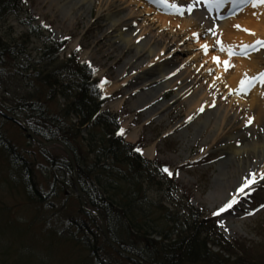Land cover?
Listing matches in <instances>:
<instances>
[{
	"label": "rangeland",
	"instance_id": "rangeland-1",
	"mask_svg": "<svg viewBox=\"0 0 264 264\" xmlns=\"http://www.w3.org/2000/svg\"><path fill=\"white\" fill-rule=\"evenodd\" d=\"M51 1L28 0L29 12L28 14L25 13L27 17L20 18L14 15L9 17L3 24V27H1L3 35L9 41H17L18 50L22 51L20 56L10 61H21L20 63H22V61H26L27 56H30V59L38 58L39 56L41 58L43 54L35 57L37 55L36 49L43 47L51 36L54 40L68 38L69 41L66 43V50L61 54L62 60L60 59L58 62H56L57 60L52 61V54L48 60L50 63L45 61V63L39 65L42 73L46 72V70H50L51 73L52 69H57L62 73L68 68L59 67L64 62L63 60H67L69 55L76 56L79 60L78 62H83L81 60L82 52H89L88 58L91 59V64L95 66L94 74L97 77L96 79L100 80L102 77H106L108 80V83L103 85L102 91L105 94L110 92L112 95L99 110L103 112L110 110L119 117L121 127L126 131V141L132 146L135 144V146H139L143 150L141 155L144 158L148 161H157L173 172L175 177L172 181L177 182L174 195L180 198L185 194V197L189 199L182 200L183 205L179 208L182 214H185V217H188L186 213L187 204H191L195 209H198L199 213L206 216V220L217 216L213 215V213L228 202L229 197H234L231 195L236 188V186H233L227 189L226 192L230 195H228L229 197L226 200H222V197L219 199L217 196L213 197V199L210 197L215 191L216 193H218L217 190L220 191L219 188L222 184L217 177L220 173L219 162L226 158V156H222L226 153L218 149L221 146L223 147V142L232 135L237 136L230 140L231 144L236 143L237 145L242 142L246 138V133H243L246 127L240 123L228 124L223 134H219V139L215 141L216 143L213 144L211 149L209 144L212 139L208 138V135L215 122L214 117L211 118L210 126L202 133V136L193 140V126L200 123L196 121L199 119V115H195L191 119L188 118V106L185 104V100H180L175 104L171 103L170 109L166 110V115L160 114V117L147 119L148 111L146 110L150 108V105L146 108H140L138 107L139 105H135L139 93L137 92L138 89L137 91L135 89L141 83L143 76L138 75L136 77L137 73L132 70V66L126 65L124 77L121 79H127L128 82L126 84L123 83L122 87L114 90V82L118 76L117 71L124 65V60L117 59L120 41L113 30L107 29V23L110 22L107 16L120 14L122 5L118 1L94 0L89 16L82 13L76 17L77 20L74 26L68 27L66 26V23H68L67 17L69 14L77 15L78 12H81L82 5L77 3V5L81 6L72 8L71 4H65L64 8L66 12L68 11V14L65 13V15L64 12H59L57 5L53 3L52 6ZM179 1L185 2L186 0ZM193 1L196 2V0H188V2ZM165 4L169 9H173V6H171L173 5L172 0H170V4L167 1ZM144 6V8L152 10L150 16L162 17L165 15H160L161 11L150 4L145 3ZM261 7L262 5L260 4L253 7L251 13L258 11ZM177 13L172 12L171 14H166L165 17L172 18L174 22L186 19L181 15L182 13ZM254 15H252V18ZM30 17L35 20L36 25L42 26L37 35L33 34L34 31L31 27H27L23 23L24 20H29L32 23ZM44 25H48V27ZM200 26L201 28L195 27L194 30L195 33L199 32V39L195 43L197 45L207 41L212 43V45L208 44L210 54L204 56L208 58L209 56H218L220 60L223 59L224 51H220V46L216 41L217 39L221 40L225 48L231 46L224 40V34L221 35L220 31L218 33L214 31L216 35L209 38V33L211 32L202 28L204 27L203 24H200ZM229 27L233 31L236 30L232 24ZM194 32H188L187 34L193 35ZM262 39L259 36L250 42L244 40L239 44L232 45V47L241 49L243 45H251L255 41ZM73 44H77L80 48L76 55H73L76 47L74 50L71 48ZM259 52L263 53L258 61L259 70H261L264 67V49ZM212 57L210 61L214 65L215 62ZM166 60L163 63H167L168 61ZM35 61L37 60L35 59ZM233 64L234 66L236 65L235 63ZM67 65L72 67L73 64ZM231 68L230 73H233ZM6 69L7 74L0 79L1 108H4L3 110L8 113L11 111L10 115L23 121L27 127L42 130L46 134V138L40 135L41 138L38 137L39 143L36 146L33 144L34 141L32 142L26 136L27 132L22 127L23 125L21 126L19 122L14 120L13 123L11 121L8 122L9 120L4 119L0 114V181H3V185L0 187L2 192H0V264H93V262L90 263L92 261L91 249L81 240V234L75 236L70 233L74 232L71 220L76 221L82 216L76 189L81 191L85 202L92 201L93 198L89 197V195L85 197L80 183L82 180L80 173L76 170L77 175L73 181L72 174L68 172L67 168L61 166V164L66 165L65 161H61L63 157H66L65 153L56 149L54 144H42V141L59 140L73 143L79 150L78 156L85 157L88 155V147H86V142L81 140L83 135L87 137V144L104 138L108 144L112 139V135H110L107 128L102 129V134L94 127H91L90 134L77 130V125L81 122V118L74 112H72L71 119L63 118L68 121L66 122L69 124L68 129L63 123L64 120H56L58 115L54 114V110H49V106L46 103L48 92L43 90L41 83L31 79L22 81L18 76L20 74L19 71H16V69L12 70L8 66ZM75 69L76 67L73 66V70ZM22 71L27 73V75L34 74L33 72L30 73V70L26 71L23 68ZM256 73L248 75L255 76ZM30 81L34 82L30 84ZM54 82L56 91L59 93L61 91L62 94L64 92L70 94L69 89L73 90L75 84L79 86L86 84L75 76H70V79L55 78ZM177 87L166 90L165 94L160 96L157 101L159 103L171 101L177 93ZM41 89L43 94L39 93ZM77 91L79 90L77 89ZM71 95L72 100H77L78 94L75 90L72 91ZM35 97L36 99L33 100ZM60 101L63 102V99L61 98ZM117 102L120 103L118 107L115 105ZM32 105L34 106L32 107ZM58 106L54 104L51 108L57 109ZM34 108H37V110L31 111ZM75 123L74 129L72 124ZM134 130H137L138 134L137 139L133 141L129 136ZM182 130L189 132L185 136L188 137V141L181 134ZM205 137L206 143H202ZM106 147L109 149L110 145L108 144ZM97 148L98 151L96 153L102 155L100 146H97ZM208 148L212 151L205 156L208 153ZM151 149L153 150L152 157L149 155L152 153ZM148 151H150L149 154ZM54 155L57 156V167L51 165ZM94 157L98 156L94 155ZM89 160L88 162H90ZM28 163L31 165L30 171L26 170ZM177 172L179 175L175 174ZM126 175L127 177L125 178L127 180H134L135 178L132 173ZM236 176L238 177V175ZM237 177L234 179H237ZM109 179L112 178L110 177ZM160 180L161 182L158 179L146 177L141 182L138 180L137 182L140 187L146 188L150 192L154 207L162 199L164 200V206L173 211L174 207L171 202H167L168 197L165 193L167 191H163L165 189L169 191L170 186L174 183H168V179L163 175H161ZM242 199H247V201ZM242 201L244 202L243 206H240V209H236L238 207L237 204ZM111 203L113 206L115 205L113 201ZM261 205H264V184L260 185L256 192L251 193L246 198L243 196L237 200L231 208L220 213L221 218L218 219L223 224L222 229L225 236L234 240V243L238 242L241 247L246 249V251L241 249L239 253L242 256V260L249 258V260L246 259V264L250 260L256 264H262V262L264 264V208H261ZM85 206L87 207V205ZM109 209L116 213L118 206L115 205V209L112 207ZM149 210H151L152 215L145 222L151 220V225L155 224L158 227L156 229L162 231L163 226H160L162 213L154 209L153 206ZM247 213L252 214L248 215ZM105 218L106 222L104 224L106 229L109 230V226L106 224L108 219L107 217ZM181 219H184V217H181ZM94 223L100 224V221L97 219ZM182 225L183 222H180L179 226ZM209 225L211 224L207 223L204 227L208 228ZM62 229H65L66 232H61ZM118 233H121L120 229ZM70 236H72L71 239L69 238ZM116 238L119 243L126 245L129 251L134 252L131 254L138 255L136 252H142L143 255L149 258V261H147L149 264H170L172 262L167 256H162L160 253L159 256L155 255L157 251L151 252L152 250L150 249V254L143 251L146 249L147 240L151 241L150 236L137 240L136 242H143L136 246H132V242H135L133 238H139L135 235L131 236L129 240L126 237ZM99 240L101 242L100 245L105 250L107 249L106 253L117 258L118 254L111 252L105 240L103 238H99ZM156 240L159 241L160 238ZM215 250L219 249L215 248ZM118 260L117 264H131L122 258Z\"/></svg>",
	"mask_w": 264,
	"mask_h": 264
},
{
	"label": "bare ground",
	"instance_id": "bare-ground-1",
	"mask_svg": "<svg viewBox=\"0 0 264 264\" xmlns=\"http://www.w3.org/2000/svg\"><path fill=\"white\" fill-rule=\"evenodd\" d=\"M104 1H118L122 5L120 14L107 16L110 21L107 23V29L113 30L120 41L117 59L124 60V65L117 71L118 76L114 82V90L128 82L127 79H121L124 77L126 65L132 66V70L137 73L136 77L143 76L141 83L135 89V91L138 89L137 92H139L135 105H139L140 108L150 105V108L146 110L148 111L147 119L160 117V114L166 115V110L170 109L171 103L175 104L180 100H185V104L188 106V118L199 115V119L196 121L200 123L193 126V140L202 136V133L210 126L211 118L214 117L215 122L208 135V138L212 139L209 144L211 149L216 143L215 141L219 139V134H223L228 124L240 123L246 126L248 117H254L252 123L247 124L250 127L246 131L247 136L242 144H231L230 140L237 136L232 135L223 142V147L218 149L226 153V158L219 162L220 173L217 177L222 184L219 188L220 191L217 190L218 193L215 191L210 197L213 199L217 196L219 199L222 197V200H226L230 195L226 191L233 186H236L235 195L232 197L235 200L254 190L255 186L260 184L263 179L260 177V173L264 172V93L259 85L253 88L249 96L239 97L236 95L238 92L232 90L241 86L239 81L245 72L248 74L258 72L260 68L258 61L262 54L258 53L242 58L240 52L238 55L241 58H233L229 57L225 50L221 62L227 59L230 60V63L236 64L231 68L233 73H230V68L225 71L222 63L215 62L212 65L213 63L210 61L212 56L208 58L203 55L205 52L201 45H212V43L208 41L197 45L195 40L199 38L187 34L194 32L195 27L201 28L200 24H203L202 28L207 31L209 28L212 29L210 22H206L209 19L206 20L205 15H202L201 12H195L188 15L185 20L174 22L169 17L150 16L152 10L144 8L145 0ZM93 2L94 0H52L51 5L53 6V3L57 5L59 12H64V14L68 12L64 8L65 4H71L72 8L82 5L81 12H78L77 15L69 14L67 17L66 26L72 27L76 23V17L82 13L89 16ZM77 3L81 5H77ZM253 7L255 6L252 4L234 21L219 25L217 30L221 35L224 34L227 44L232 46L244 40L250 42L259 36L264 38V6L251 13ZM253 14L255 15L252 18ZM230 24L232 26L239 24L244 29H250L251 32L233 31L229 27ZM75 47L77 48L78 45L71 46L73 50ZM207 54L209 55L210 51ZM88 55H90L89 52L83 51L81 60L83 62L91 61ZM164 60L168 62L163 63ZM120 81L122 82L118 83ZM174 87H177V93L171 101L162 103L157 101L166 90ZM118 104L120 103L117 102L115 105L118 107ZM201 108L203 111L200 110ZM137 134V130H134L129 138L134 141L137 139ZM181 134L188 141V137L185 136L189 132L182 130ZM204 142L206 143V137L202 143ZM207 150L210 151L209 148ZM151 152L148 151V154L150 153L149 155L152 157V149ZM250 173H256L255 183L245 188L244 192L238 191L244 178ZM235 177L237 179H234ZM232 198L229 197V200Z\"/></svg>",
	"mask_w": 264,
	"mask_h": 264
},
{
	"label": "trees",
	"instance_id": "trees-1",
	"mask_svg": "<svg viewBox=\"0 0 264 264\" xmlns=\"http://www.w3.org/2000/svg\"><path fill=\"white\" fill-rule=\"evenodd\" d=\"M20 5L21 0H0V21L7 13L17 10ZM10 48V46H7L2 42L0 37V63L8 58V56H12L14 52ZM54 54H57L56 49H54ZM70 70L71 72L73 71L72 69ZM75 75L82 78L86 84L84 86L75 84V88L73 90L71 88L69 89L70 96H68L65 92L63 93V96H66L69 99L72 97V91L75 90L78 94L76 97L77 100H72L69 104L71 112L68 113L65 111L66 117L69 118V115L74 112L76 115L80 116L82 124L95 122L97 127H100L101 129L107 128L110 130L111 126L108 122V117H105V115L102 117L97 115L100 103L98 98L94 97L92 87L88 85L87 74L79 69L75 71ZM51 79L54 80V72L50 73V75L48 73V78L39 80V82L43 85V88L48 92L46 97L54 95V87L51 83ZM77 89L79 91H77ZM42 91L43 90L41 89L39 93L43 94ZM36 97L33 100H35ZM33 106L34 105H32V107ZM34 110L36 111L37 108L31 109V111ZM64 124L69 129V125L67 123ZM32 129L37 128L32 127ZM38 130L41 134H39V132L36 133L39 136L42 135L46 138V134L42 130ZM111 134H114V132L111 131L110 135ZM76 136L78 137V135ZM108 144L110 145V148L107 149L108 153H106L105 150H102V155L105 157L103 165H100V162L98 161L88 165L89 162L87 156H79L77 164L80 178L82 179V188L86 195L92 197L99 205L97 207H101L102 211H104L106 215L105 217H107L109 222L108 226L109 228L112 227V229H110L112 239L119 246L124 247L126 245L119 243V240L116 237H126L128 240L133 235L139 237L133 238L135 242H132V246L141 244L140 242H136L140 238H147L153 234L159 233L167 237L170 233H167V235L166 232L156 229L158 227L155 224L151 225V220L145 222V220L150 218L152 212L139 205L140 200L146 199L147 193L144 194V188L138 185L137 180L141 182L146 177L150 178L147 175V163L140 158L134 148L120 142L117 139L112 138ZM108 144L106 143L105 138L95 140L92 151L97 152V146H100V148L103 146L101 149H104ZM70 148L76 152L73 143L70 145ZM108 160H113L114 165L117 169L119 168L120 171L111 172L112 170L111 166L108 164ZM61 161L66 162L64 158ZM63 168H67L68 172L70 171L67 163L66 165H63ZM26 170L29 171L28 168H26ZM129 173L135 175L134 180H127V178H125L127 177L126 174ZM110 177L114 180L109 179ZM106 198L118 205V211L116 213L110 211L107 206ZM205 224V222H198L197 220L188 222V224L184 226V228H186L184 234L179 236L173 243L164 244L156 243L154 241L150 242L151 252L157 251L155 255L159 256L160 253L162 256H167V258L172 261L170 264H246V259L249 260V258L242 260V256L239 255L241 249L243 251H246V249L237 243L233 244L223 240L220 241L217 238V234H215L212 229L204 227ZM119 229L121 230L120 234L118 233ZM97 233L98 234H94L93 236L94 243L99 246L97 249H94L95 252L100 250L103 251V249H105L100 245L101 242L99 238H102L101 231L98 230ZM209 243L219 247L222 252L229 255V258H226L221 254L214 253L208 247ZM143 251L146 252L145 249ZM247 264L256 263L250 260Z\"/></svg>",
	"mask_w": 264,
	"mask_h": 264
},
{
	"label": "snow or ice",
	"instance_id": "snow-or-ice-1",
	"mask_svg": "<svg viewBox=\"0 0 264 264\" xmlns=\"http://www.w3.org/2000/svg\"><path fill=\"white\" fill-rule=\"evenodd\" d=\"M26 2V0H25ZM210 2H212V0H210ZM217 3L220 2V0H216ZM242 2H249V0H242ZM250 2L253 4V6H256L257 4H264V0H250ZM173 7L177 8V11L180 10V6L179 5H171ZM188 11H191V7H188ZM45 27H48V25H44ZM234 27L236 28H240L241 25H234ZM246 32H251L250 29H243ZM209 32H212L213 30L211 28L208 29ZM254 34V33H252ZM213 35H216L215 32H213ZM193 36H196L197 38H199V34L198 33H193ZM216 43L220 46V51H227L229 57H231L232 55L235 54V52L233 51V47L232 46H228L227 48H225L223 42L219 39H217ZM255 45H260L262 47H264V40H257L254 42V44L251 45H243L241 48V55H247L248 54V49H252L255 48ZM202 49L204 50L205 54H207L208 51V45L207 44H203L201 45ZM259 50V49H256ZM77 51H79V49H77ZM213 61L216 62L217 64H223L224 66V70L227 71L229 68L234 67V65H232L230 63V60H224L221 62L220 58L218 56H213L212 57ZM90 64V62H89ZM93 72H95V69H93ZM256 81H259V83L261 84V86H264V72H259L257 73L255 76H249L247 72H245L240 81L239 84L241 85L242 89L247 91L248 89H250L252 86H254V83ZM108 83V81L105 79L103 81H101V83L99 85H97V87H103L104 84ZM234 91V90H232ZM201 111H203V108L200 109ZM191 119V118H189ZM253 117H248L247 121H246V125L247 124H251L253 121ZM125 130L123 128L119 129L117 132V135H121L124 134ZM136 152L139 153H143V150L139 147H137L135 149ZM161 171L163 173H166L169 177H171L173 175V172L167 167L164 166ZM176 175H179V173H175ZM260 177L264 178V172L260 173ZM256 180V173H250L249 176L244 178V181L241 185V187L238 189V191L240 192H244L245 188H247L250 184L255 183ZM236 202L235 198H232L230 200H228V202H226L224 205H222L220 208H218V210L216 212L213 213V215H219L220 213H223L224 211H226L227 209L231 208L232 205ZM261 208H264V205L260 206ZM256 211V210H254ZM248 215H251L252 213H247ZM222 224V222H221Z\"/></svg>",
	"mask_w": 264,
	"mask_h": 264
}]
</instances>
